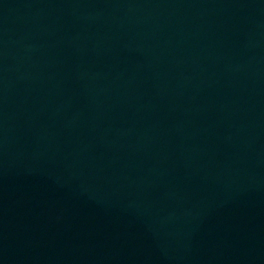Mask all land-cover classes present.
I'll use <instances>...</instances> for the list:
<instances>
[{
  "label": "water",
  "instance_id": "1",
  "mask_svg": "<svg viewBox=\"0 0 264 264\" xmlns=\"http://www.w3.org/2000/svg\"><path fill=\"white\" fill-rule=\"evenodd\" d=\"M0 264H264V0H0Z\"/></svg>",
  "mask_w": 264,
  "mask_h": 264
}]
</instances>
